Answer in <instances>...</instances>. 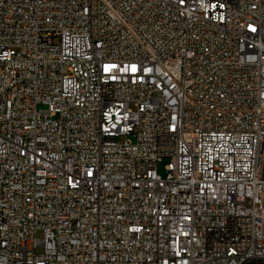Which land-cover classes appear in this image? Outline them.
Segmentation results:
<instances>
[{
    "label": "built area",
    "instance_id": "obj_1",
    "mask_svg": "<svg viewBox=\"0 0 264 264\" xmlns=\"http://www.w3.org/2000/svg\"><path fill=\"white\" fill-rule=\"evenodd\" d=\"M254 262L264 0H0V264Z\"/></svg>",
    "mask_w": 264,
    "mask_h": 264
},
{
    "label": "rangeland",
    "instance_id": "obj_2",
    "mask_svg": "<svg viewBox=\"0 0 264 264\" xmlns=\"http://www.w3.org/2000/svg\"><path fill=\"white\" fill-rule=\"evenodd\" d=\"M166 164H167V160H163L162 162H160L159 163V172L162 174V175H164L165 174V166H166ZM42 232L41 231H38L37 232V237L38 238H42ZM39 250H40V248H39ZM253 264H258V263H256V262H254Z\"/></svg>",
    "mask_w": 264,
    "mask_h": 264
},
{
    "label": "trees",
    "instance_id": "obj_3",
    "mask_svg": "<svg viewBox=\"0 0 264 264\" xmlns=\"http://www.w3.org/2000/svg\"><path fill=\"white\" fill-rule=\"evenodd\" d=\"M251 264H253V263H251ZM258 264H264V263H258Z\"/></svg>",
    "mask_w": 264,
    "mask_h": 264
}]
</instances>
